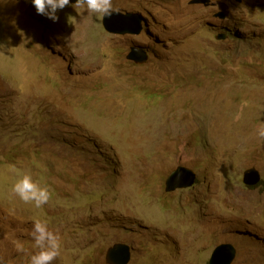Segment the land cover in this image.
Instances as JSON below:
<instances>
[{
	"label": "rangeland",
	"instance_id": "374dc122",
	"mask_svg": "<svg viewBox=\"0 0 264 264\" xmlns=\"http://www.w3.org/2000/svg\"><path fill=\"white\" fill-rule=\"evenodd\" d=\"M74 3L53 21L0 0V264H30L36 220L60 237L52 264H107L116 244L130 264H209L228 243L264 264V0H111L140 35ZM179 167L197 183L167 193ZM26 174L40 208L12 192Z\"/></svg>",
	"mask_w": 264,
	"mask_h": 264
},
{
	"label": "water",
	"instance_id": "95a60500",
	"mask_svg": "<svg viewBox=\"0 0 264 264\" xmlns=\"http://www.w3.org/2000/svg\"><path fill=\"white\" fill-rule=\"evenodd\" d=\"M75 2V0H70ZM195 3L209 5L211 0H195ZM110 16L103 17V26L108 33L119 35H140L143 31V18L139 14L122 13L111 10ZM219 17L225 18L224 14ZM219 39H225L220 35ZM128 60L138 65L148 62L149 55L143 49L132 47ZM262 181L261 173L256 169H248L244 173L243 183L247 187H256ZM197 183V174L192 169L179 167L166 179L165 191L167 193L185 190L194 187ZM132 257L131 248L125 244H116L109 248L106 254L107 264H130ZM237 257V248L233 244H222L212 253L209 264H233Z\"/></svg>",
	"mask_w": 264,
	"mask_h": 264
},
{
	"label": "clouds",
	"instance_id": "9594fccd",
	"mask_svg": "<svg viewBox=\"0 0 264 264\" xmlns=\"http://www.w3.org/2000/svg\"><path fill=\"white\" fill-rule=\"evenodd\" d=\"M32 3L38 14L45 15L55 21L58 19L57 11L69 6L70 0H32ZM80 5H86L89 14L96 13L104 16L112 14L111 0H75L71 7L75 9ZM257 135L264 138V122H261L258 127ZM12 192L23 202L33 203L37 208L48 203L50 199L48 188L40 186L27 174L15 182ZM30 235L35 246L40 249L31 256L30 264H52L59 255L60 237L48 229L46 222L40 220L34 222Z\"/></svg>",
	"mask_w": 264,
	"mask_h": 264
},
{
	"label": "trees",
	"instance_id": "16d2710c",
	"mask_svg": "<svg viewBox=\"0 0 264 264\" xmlns=\"http://www.w3.org/2000/svg\"><path fill=\"white\" fill-rule=\"evenodd\" d=\"M262 184H263V181L256 187H250V189H256V188L260 187Z\"/></svg>",
	"mask_w": 264,
	"mask_h": 264
}]
</instances>
